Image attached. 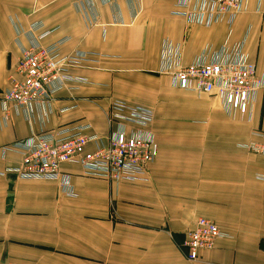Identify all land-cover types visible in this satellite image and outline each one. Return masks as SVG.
Wrapping results in <instances>:
<instances>
[{
	"label": "crops",
	"instance_id": "obj_1",
	"mask_svg": "<svg viewBox=\"0 0 264 264\" xmlns=\"http://www.w3.org/2000/svg\"><path fill=\"white\" fill-rule=\"evenodd\" d=\"M176 1L141 0L140 10L137 0H116L82 12L72 0H0V97L29 40L18 32L40 21L51 31L43 44L65 40L62 55L97 53L70 69L88 82L57 93L47 129L89 123L106 134L110 101L121 98L153 110L158 146L148 182H110L63 164L74 196L55 181L0 175V264H264V157L238 146L264 131V88L251 117H243L227 113L213 94L174 87L160 73L167 45L186 65L229 37L225 23L172 15ZM244 37L249 61L264 72V0H248L234 23L230 41ZM32 130H39L37 119L31 126L15 112L3 123L0 103V171L21 161L3 158L2 146ZM198 217L231 237L191 261L185 242Z\"/></svg>",
	"mask_w": 264,
	"mask_h": 264
},
{
	"label": "built area",
	"instance_id": "obj_2",
	"mask_svg": "<svg viewBox=\"0 0 264 264\" xmlns=\"http://www.w3.org/2000/svg\"><path fill=\"white\" fill-rule=\"evenodd\" d=\"M72 1L79 11L86 12L99 3L111 4L116 0ZM137 2L141 10V0ZM260 5L257 9L261 8ZM247 9L248 0H177L172 15L203 26L225 23L229 37L219 48L206 46L186 65L181 63L180 51L172 52L167 45L160 67V73L168 74L174 87L213 94L221 100L227 113L243 117H251L258 93L264 88V72H259L256 64L249 61L245 37L230 41L234 23ZM93 23H97L95 18ZM24 32H27L29 40L21 45L15 74L10 77L9 85L0 97L2 121L7 123L15 112L23 114L31 126L37 119L39 130H32L28 137L2 146L3 158L16 154L21 161L16 166L6 167L0 175L13 173L21 179L55 181L73 196L72 176L62 170L63 164L79 165L85 176L110 182L150 181V164L158 150L152 130L153 110L113 98L106 134L92 132L89 123L48 130L47 121L54 112L57 93L73 82H88L86 78L72 75L70 69L94 61L91 56L97 53L75 51L62 55L60 50L65 40L43 44L41 40L51 31L44 30L40 21L33 22L26 31L18 34ZM71 108L73 106L62 107L59 112L64 113ZM251 136L248 142L238 144L239 148L264 157V131H253ZM229 237L230 234L211 219L198 217L185 242L187 259L199 260L201 251L211 250L219 239Z\"/></svg>",
	"mask_w": 264,
	"mask_h": 264
}]
</instances>
